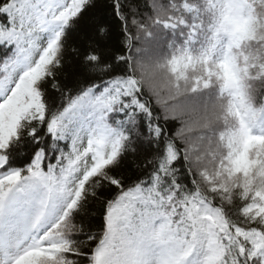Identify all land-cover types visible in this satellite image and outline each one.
Here are the masks:
<instances>
[{"label":"snow or ice","instance_id":"snow-or-ice-1","mask_svg":"<svg viewBox=\"0 0 264 264\" xmlns=\"http://www.w3.org/2000/svg\"><path fill=\"white\" fill-rule=\"evenodd\" d=\"M0 264H264V0H0Z\"/></svg>","mask_w":264,"mask_h":264}]
</instances>
